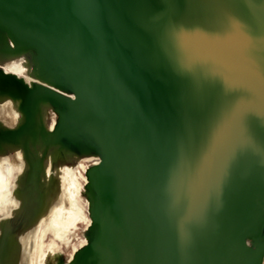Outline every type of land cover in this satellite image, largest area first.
I'll return each instance as SVG.
<instances>
[{"label":"bare ground","instance_id":"1","mask_svg":"<svg viewBox=\"0 0 264 264\" xmlns=\"http://www.w3.org/2000/svg\"><path fill=\"white\" fill-rule=\"evenodd\" d=\"M160 1L0 0V66L19 64L49 87L0 76V174H8L6 161L24 166L12 173L20 207L0 221V264H63L52 246L42 249L38 229L53 214L61 237L78 223L73 153L103 164L86 194L95 219L89 245L70 264L264 262V0L187 3H197V20L184 25H197L187 67L201 66L211 82L200 76L184 108L180 94L195 88L180 59L188 38L179 27L170 38L171 14L162 16L170 1ZM238 74L247 85L232 93L228 115L215 110L209 122L201 107L202 115L191 110L205 84L216 90L223 75ZM50 112L59 116L55 130ZM255 199L260 219L247 227Z\"/></svg>","mask_w":264,"mask_h":264},{"label":"rangeland","instance_id":"2","mask_svg":"<svg viewBox=\"0 0 264 264\" xmlns=\"http://www.w3.org/2000/svg\"><path fill=\"white\" fill-rule=\"evenodd\" d=\"M168 1H170V0H161L160 3L165 6V5L168 4ZM170 27H172V26H170ZM177 35H179V34L177 33ZM233 39H234L235 42H238L237 39H235V38H233ZM2 42L5 43V40H2ZM10 42H11V46L15 45L17 48H19V43L15 44V42L11 41V40H10ZM6 46L10 47L8 43L6 44ZM1 48H2L1 52H3L4 47L2 46ZM3 54H4V56L6 55L5 53H3ZM11 66H12V64L8 65V66H5V67L0 66V76L5 81H7V79L11 78L12 76H18L20 78L23 77V78L29 79L30 81H33V84H37V82H38L37 85H43V86L48 87L47 84H44L41 81L34 80V79L29 78V77H27L25 75L21 76L17 72L6 73L4 71V69L10 68ZM233 80H234V78H233ZM233 82H235V81H233ZM7 83L8 82H4V88L5 89H7V87H8ZM39 83H41V84H39ZM236 84L239 86V84L236 82L235 83L236 87H237ZM222 88L224 89L225 86H223ZM53 90H56L57 92H61L63 94L65 93V95H69L68 97H70V98L74 97L73 94H68L67 92H64L61 88H56V89L54 88ZM242 90H243V88H241V90H239V91H242ZM225 91L226 90H224V92ZM213 97L215 99H217L218 98V94L215 93L213 95ZM218 100H221V99H218ZM226 100H227V98L226 99L223 98V100L220 101L219 103L224 105V103H226ZM224 111H225V113L227 112L226 110H224ZM50 113H52V115H51V125L52 126L51 127L54 128V130H55V128L57 126V123L59 121V116H58V114L56 112H50ZM223 121H225V120L223 119ZM6 142L7 141L4 140L3 143H6ZM6 147L7 146H5V149L8 151V148H6ZM73 154H74V157H73V159L71 160V162L69 164L75 163L74 164L75 165L74 166L75 178L78 179V183H80L79 189H82V191L79 190L78 193H77V203H75L74 206L71 205V207H76L80 211V218L78 220V223L65 236L61 237L59 235H56L57 228H56V224L53 221L55 219V214H53L52 215V219L51 220L49 219V220H46V222H43L42 223L43 225L41 227H39V229H38V233L40 234V237L42 238V249L43 248L47 249V247L50 248L52 246L55 251H58V253H60V259L62 260L63 264H70L73 261L75 254L77 252H79L80 250L85 249L89 245V239L87 237V234L94 227L95 219L93 218L90 202L87 199L86 194H87V191H88V187L91 184L90 173L94 174L103 164L102 159L98 155H86V154H83V155H80L81 158H79V157H77L76 153H73ZM222 157H223L224 161L227 164L230 165V167L231 166L235 167V165H236L237 170H242L243 169V165L242 164H238V165L235 164L233 159L230 156H228L227 154L223 153ZM97 160L99 161L98 164L96 163ZM6 162L8 163L7 164L8 167L12 168L13 170L18 168L17 166L14 165V162H11V161H10L11 163L8 162V161H6ZM16 174H17V172L13 171V175L15 176ZM262 181H264V174L262 175ZM258 196H259V191H257L256 198ZM258 206H259L258 200L255 199L253 204L251 205V207H249V211L245 212V215H244L245 218L244 219H246L248 217V220L245 221V224H246L247 227H250L252 225L253 219H254V222L256 221V218L260 219V214L259 213H257L258 217L256 215H253L260 208ZM89 221L92 222L90 225L88 223ZM41 232H42V234H41ZM85 240H87V242H88L86 245L84 244ZM3 242H5V239L3 240ZM254 250H255V247L250 251V254H252V252ZM236 257H237V262H239L238 255H236ZM262 258H264V257L262 256ZM258 263L260 264V261H258ZM262 264H264L263 261H262Z\"/></svg>","mask_w":264,"mask_h":264},{"label":"water","instance_id":"3","mask_svg":"<svg viewBox=\"0 0 264 264\" xmlns=\"http://www.w3.org/2000/svg\"><path fill=\"white\" fill-rule=\"evenodd\" d=\"M149 0H147V3H148ZM189 2H197V0H170V3H169V6L168 7H164L163 8V11H162V16L166 17L167 15H170L171 14V25H173V29H171L170 31H168V35L170 36V38L173 40V36H174V29L175 27H179L180 31H181V34L182 36L188 38V41L186 42L189 46V48H184L185 51H183V55L181 56L180 59L186 61V64H184L183 66V70H185L189 75H193L194 78H188V81L190 83H194L195 84V88L194 89H191L190 87H188V89L186 88L181 94H180V97L182 99V105H183V108H184V103H183V98L184 100L188 99L189 101V98H193L194 97L192 96V93L196 92L197 93V82H199L201 84V78L203 80V78H207L206 81L210 80L208 83L211 82V74H200V72L202 71L201 70V66L199 65H195L193 68L194 70H189L188 67H187V64L189 63V55H188V51L190 53V56L192 57L193 59V55H192V51L193 52H197L196 50V46H197V43L195 42L196 39H193V33H194V30L197 31V25L195 24L194 27H196L194 30H189V29H185V22H186V17H190L192 21H189V24L190 25H193L195 20H197V3H194L192 6H193V9H188V8H185L187 3ZM184 9H186L188 15H186L184 13ZM155 14V12L153 13ZM153 17L151 18L152 20V25H153V29L155 30L156 29V19H159V17H161V14L160 16H158L157 12H156V15H152ZM194 42V44L192 45V43ZM186 44H184L183 46H185ZM166 46V45H165ZM170 64V65H169ZM173 64L178 67L177 63H176V60L173 61ZM170 62L167 63L166 67L170 68L172 67V65ZM180 65V63H179ZM171 66V67H170ZM172 70V69H171ZM201 76V78H200ZM184 78V77H183ZM234 78V80H233ZM235 81V82H233ZM238 83L239 86L237 85V87L235 86V83ZM171 84L172 86H175L174 83L171 81ZM241 85V86H240ZM247 85V77H244V76H241V75H237V76H231L230 80H225L224 79V75L222 76L221 78V83L218 85V89L219 88H222L223 86H228L227 87V90L225 91L226 95H227V100H226V103L221 104L219 103L220 101L215 99L213 97V95L215 93H217V88L216 90H214V88H211V87H207L206 84H205V87L203 89H200L202 92L199 94L200 96L202 95V93H204V97L203 99H201L198 95V100H199V103L197 104V94H196V103L195 104H190V108L193 112H200V110L198 111L197 107H201L202 110L206 111V113L208 114V116L212 119V120H208L209 122L211 121H217L216 120V113H215V110L217 111V115L220 117V115L223 116L225 115V111H227V114L229 113L230 109L232 106H234L235 104L233 103V101L235 99L232 98V93L234 92H237L239 90H241V88L244 89L243 86H246ZM223 89V88H222ZM186 104V103H185ZM212 107L211 111L207 112V108L208 107ZM188 107V106H187ZM219 109V110H218ZM188 110V109H186ZM185 110V111H186ZM188 112V111H187ZM189 113V112H188ZM190 114V113H189ZM201 114V112H200ZM197 114H195L196 116ZM202 115V114H201ZM203 117V116H202ZM191 119L192 116L190 117ZM204 118V117H203ZM205 119V118H204ZM223 119H220L218 120L219 121V127L221 128V121ZM225 123V121H223V124ZM197 128V127H196ZM198 128L199 130L201 129V125H198Z\"/></svg>","mask_w":264,"mask_h":264},{"label":"clouds","instance_id":"4","mask_svg":"<svg viewBox=\"0 0 264 264\" xmlns=\"http://www.w3.org/2000/svg\"><path fill=\"white\" fill-rule=\"evenodd\" d=\"M16 156L21 158L20 151H17ZM23 170L24 166L23 163H21V165L15 170L9 168L7 170V176L0 174V220L12 217V209L19 207V202L11 198V188L15 187V184L12 183V181L15 180V177L12 175V173L13 171L22 173Z\"/></svg>","mask_w":264,"mask_h":264},{"label":"snow or ice","instance_id":"5","mask_svg":"<svg viewBox=\"0 0 264 264\" xmlns=\"http://www.w3.org/2000/svg\"><path fill=\"white\" fill-rule=\"evenodd\" d=\"M4 71H5L6 73L19 72V74H20L21 76H22L23 73H24V69L21 68V67L19 66V64L13 65V67H10V68H6V69H4ZM96 163L98 164L99 161H96ZM19 207H20V204H19ZM19 207H18V208H19ZM14 209H16V208H14ZM57 211H60V209H57ZM41 223H42V221H41ZM88 223H89V225H90L92 222L89 221ZM87 243H88L87 240H85V241H84V244L86 245ZM50 253H51V249H49V252H48V253H44V254L42 255L41 260H44V259H45ZM52 254H54V253H52Z\"/></svg>","mask_w":264,"mask_h":264}]
</instances>
